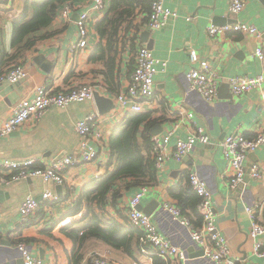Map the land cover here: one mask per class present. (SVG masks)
I'll use <instances>...</instances> for the list:
<instances>
[{
  "label": "crops",
  "instance_id": "obj_1",
  "mask_svg": "<svg viewBox=\"0 0 264 264\" xmlns=\"http://www.w3.org/2000/svg\"><path fill=\"white\" fill-rule=\"evenodd\" d=\"M37 1L0 0V73L18 64L24 67L27 74L26 79L17 85H2L0 123L9 118L15 105L22 98L30 97L32 90L38 86L64 92L87 85L115 104L116 96L127 88L137 48L141 45L147 47L152 56L165 66L157 67L154 96L144 103L140 113L147 116L136 134L140 156L144 159L150 157L148 147L153 137L150 132L155 126L160 127L155 135L158 136L178 125L170 141L171 149L177 139H184L198 128L210 137L211 142L195 146L181 162L168 161L161 171L155 170L156 181L151 185H141L143 181L133 177L120 178L108 194L103 210L95 206L93 209L102 221L114 219L126 227L130 199L140 188H148L139 207L142 212L149 213L148 217L157 230L173 246L184 251L186 264H213L209 259L198 256L200 250L190 238L191 229L174 220L163 207L169 204L182 212L170 191L177 190V195L180 188L186 190L189 174L196 172L209 189L216 227L228 243L231 256L237 258L240 264H264V259L254 253V241L249 238L250 220L245 212L249 205L258 203L264 207V145L246 160V165L260 166L262 178L254 181L246 176L235 190L229 188L231 172L219 146L227 136L235 134L254 138L264 123V102L257 92L233 96L225 83L220 85L215 100L206 101L188 90L185 77L191 68L188 55L191 50L196 51L201 60L207 61L223 80L264 75V60L259 61L253 55L258 45L255 38L229 33L211 39L206 34L209 25L225 26L238 21L254 25L264 37V0H245L244 9L237 16L229 14L230 0H165L164 6L175 12L177 17L163 29L152 31L147 26V15L138 16L135 21L140 25L142 20L145 21L138 41L134 42V49L131 47L133 32L126 34L123 29L120 30L116 49L111 53L115 57L112 83L105 78L106 66L98 60L99 54L94 56L100 42L95 26L106 14L109 0H103V12H89V45L86 50L75 52L72 47L77 41L78 14L89 11L93 0H66L51 25L36 35L51 36L37 41L24 53H16V48L12 47L14 23L30 21L33 3ZM65 6L71 8L67 19L61 16ZM144 32L148 33L147 36L141 37ZM103 45H106L105 41ZM37 56H42L45 64H53L49 73L34 63ZM115 108L100 117L102 140L95 145L97 160L65 171L66 180L60 194L58 185L44 183L40 179L20 181L0 188V264L20 263L19 242L25 244L44 264H69V255L74 249L73 241L67 235L70 231L54 230V226L64 216H76L77 220L74 227L66 230L81 229L89 224L91 216L87 213L90 205L82 198L83 191L89 184L115 170L117 160L111 152L110 143L130 113L119 112ZM90 113H97L94 101L73 103L65 109L51 107L39 121L29 120L18 131L0 140V161L33 158L43 165H49L57 158L77 156L79 136L75 124ZM189 113L193 115L192 119L187 118ZM46 190L59 200L56 203L41 202L35 220L23 224L19 216L22 202L27 197L41 201V195ZM184 214L191 215V211L185 209L181 216L186 217ZM192 228L199 227L192 225ZM2 241L8 242V245L2 244ZM255 242L264 243V235ZM93 252L106 254L110 264H176L174 260L141 254L140 245L138 248L135 246L132 257L94 239L84 243L81 264H87Z\"/></svg>",
  "mask_w": 264,
  "mask_h": 264
},
{
  "label": "built area",
  "instance_id": "obj_2",
  "mask_svg": "<svg viewBox=\"0 0 264 264\" xmlns=\"http://www.w3.org/2000/svg\"><path fill=\"white\" fill-rule=\"evenodd\" d=\"M165 0H151L148 13L147 26L152 31L163 29L167 23L177 17L164 6ZM245 0H230L229 14L237 16L242 12ZM105 3L103 0H93L89 11L78 14L76 21L77 41L72 47L73 51H83L88 48L89 33L88 24L90 11L103 12ZM71 8L64 7L61 16L69 18ZM189 18H187V21ZM234 33L245 37L255 38L258 45L254 49V57L264 60V37L254 25L235 21L225 26L209 25L206 28L208 38ZM189 62L191 68L185 75L188 90L197 93L206 101L216 99L219 87L222 83L228 86L231 95L239 97L251 92L261 95L264 102V75L256 77H233L226 80L221 79L210 67L209 63L201 60L194 50L189 51ZM165 66L156 60L151 51L145 46L137 48L134 67L131 72L125 92L115 98V105L119 112L141 113L143 105L154 96V78L157 74V67ZM26 70L21 65H14L4 73H0V89L3 84L17 85L21 80L26 79ZM94 90L92 87L83 85L72 88L68 91L54 92L45 86H38L32 90L30 97L22 98L14 107L9 118L0 123V140L18 131L27 121H39L51 108L65 109L73 103L92 102ZM188 119L193 115L189 113ZM178 125L167 130L164 134L150 138L151 155L157 171H161L168 161L181 162L188 156L197 145L210 144V137L201 129H195L184 139H177L173 149L170 148V141L175 136ZM75 131L79 136L77 156H66L49 165H43L39 160L29 158L21 161L3 159L0 161V188L15 184L20 181L40 179L44 183L52 182L55 185L65 184V171L69 168L90 164L97 160L96 143L102 140L100 116L97 113H90L75 124ZM264 145V123L254 138H246L243 135L235 134L227 136L220 144L222 155L226 165L231 172L229 188L235 190L246 176L254 181L262 178V171L258 164L246 165L248 156ZM37 164L40 165L37 167ZM190 189L198 196L199 204L197 214L202 219L201 227L194 229L190 220L181 216V212L164 204V210L169 212L172 218L182 226L190 228L192 242L203 250V257L209 259L213 264H240L237 258L231 256V250L225 238L218 232L216 227V216L213 213V202L206 183L196 172L188 176ZM145 187L140 188L130 199L127 206V226L140 231L139 239L140 252L143 255H152L164 260H174L176 264H186L187 259L183 250L173 246L165 238L151 221L137 208L147 193ZM59 198L52 192L46 190L41 195V201L33 197H27L19 207V216L23 224H29L35 220V215L40 208L41 202L56 203ZM245 212L250 220L249 238L254 241V253L264 259V243L255 242L264 235V207L254 204L246 206ZM77 222L76 216H64L54 226V230H63L74 227ZM20 258L23 264H44L35 256L25 244H17ZM89 264H110L106 254L93 252L88 258Z\"/></svg>",
  "mask_w": 264,
  "mask_h": 264
},
{
  "label": "trees",
  "instance_id": "obj_3",
  "mask_svg": "<svg viewBox=\"0 0 264 264\" xmlns=\"http://www.w3.org/2000/svg\"><path fill=\"white\" fill-rule=\"evenodd\" d=\"M65 1L39 0L34 2L31 20L24 24H20L19 22L14 23L12 47L16 48V53L18 51L24 53L31 49L37 41L51 36L46 34L36 37L38 33L51 25L60 6ZM150 3L151 0H109V8L106 14L97 22L95 29L100 38V42L96 46L94 56L99 54L98 60L104 62L106 66L105 78L108 83L113 82L115 57L111 53L116 49L120 30L123 29L126 34L133 32L131 47L134 49V42L136 43L138 41V36L145 21L142 20L140 25L135 19L140 15H147L146 21H148ZM103 41L106 43L105 46L103 45ZM146 120L147 116L144 114H128L126 122L120 125V132L110 143L111 152L116 156L117 160L115 170L89 184L83 191L82 198H85L90 205L87 213L91 216L89 224L81 229L62 230L65 233L66 231H70L67 232V235L72 239L74 244V249L68 258L69 264H81L84 258L82 253L83 245L90 239L102 242L114 250L122 251L134 257L135 246L137 245L138 248V245H140V231L129 226L125 227L114 219L102 221V218L95 212L93 206L103 210L102 208L106 205L108 194L114 183L120 178L133 177L140 179L143 181L141 185L155 183L156 169L151 155V142L149 141L150 144L148 147L150 157L147 159L140 156V149L136 142L138 127ZM39 166L37 164V167ZM176 191L171 190L170 195L177 200L179 208L182 210L181 213H184L185 209L190 210L191 215H184L186 218H190L189 220L192 225L200 227L202 219L198 216L196 210V206L199 204L198 196L189 186L186 190H181L180 188L177 195L175 193ZM86 262L89 264L88 261Z\"/></svg>",
  "mask_w": 264,
  "mask_h": 264
},
{
  "label": "water",
  "instance_id": "obj_4",
  "mask_svg": "<svg viewBox=\"0 0 264 264\" xmlns=\"http://www.w3.org/2000/svg\"><path fill=\"white\" fill-rule=\"evenodd\" d=\"M147 32H144L141 37H146L147 36ZM145 39V38H144ZM42 56H37L34 58V63L39 67L41 68L45 73H49L50 72V69L52 68V65H48V64H45L43 61H42ZM93 101H94V104H95V107H96V110H97V114L102 117V116H106L107 114H109L114 108H115V104L113 102V100H111L110 98H107L105 96H102L100 95L98 92L94 91L93 93ZM160 131V127L159 126H155L153 131H151L150 133L155 136L159 133ZM60 158H57V160H59ZM57 191L60 192L62 191V186L61 185H58L57 186ZM2 199V194L0 192V201ZM38 201V200H37ZM40 202V199L39 201ZM157 205V204H156ZM139 211H142L141 207H138L137 208ZM143 213L148 216L149 213L143 211ZM2 244L3 243H6V245H8V242L6 241H2L1 242ZM204 253H203V250H200L198 252V256L199 257H203ZM19 264H23L21 258H20V263Z\"/></svg>",
  "mask_w": 264,
  "mask_h": 264
}]
</instances>
